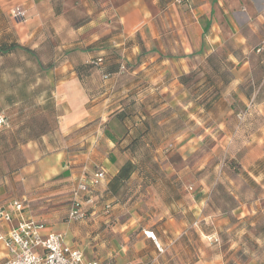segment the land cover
I'll return each mask as SVG.
<instances>
[{"label": "crops", "instance_id": "0c3cea01", "mask_svg": "<svg viewBox=\"0 0 264 264\" xmlns=\"http://www.w3.org/2000/svg\"><path fill=\"white\" fill-rule=\"evenodd\" d=\"M176 2L0 0V47L32 51L0 55L2 75L6 58L24 53L34 59L57 111L56 130L30 140L31 159L0 178V203L24 200L25 217L45 224L42 235L65 234L66 244L86 261L215 264L214 243L209 255L199 257L202 201L197 187L177 177L174 156L184 160L205 137L228 149L236 136L229 123L251 100L252 112L264 116V0ZM16 7L25 11L24 21L11 19ZM78 18L83 21L75 26ZM13 70L20 74V65ZM186 92L216 98L183 102ZM123 110L133 115L130 121L117 118ZM181 116L200 132L176 131ZM132 123L136 128L127 133ZM134 138L143 147L125 150ZM254 140L249 145L260 149ZM129 160L134 172L114 195L109 182ZM96 168L105 170L106 181L83 197L84 219L68 220L69 206L63 211L55 201L67 182L70 192L74 179ZM13 185L19 198L5 194ZM5 255L0 243V260Z\"/></svg>", "mask_w": 264, "mask_h": 264}, {"label": "rangeland", "instance_id": "374dc122", "mask_svg": "<svg viewBox=\"0 0 264 264\" xmlns=\"http://www.w3.org/2000/svg\"><path fill=\"white\" fill-rule=\"evenodd\" d=\"M177 1L179 5L180 0ZM77 15L82 16V13ZM19 65L21 72L15 74L13 69ZM3 66L0 115L5 118V126L0 127V178L8 177L12 169L27 163L30 140H37L57 127V111L50 100L51 86L38 70L37 62L24 53L21 56L16 53L6 58ZM197 94L201 96L195 100ZM197 94L186 92L182 101L205 103L215 99V93ZM236 111V120L229 123V130L236 136L229 148L225 145L213 147L211 140L203 138L196 150L184 155V160L178 154L174 156L179 159L176 175L197 187L198 200L202 201L197 220L201 231L197 238L199 257L204 258L207 252L209 255V247L214 243L215 264L221 261L225 264H264V130L259 132L264 129V116L252 112L250 101ZM176 121L173 126L176 131L200 132L199 126L197 128L184 116ZM213 129L218 130L216 125ZM251 139H256L254 143L259 139L261 148L253 149L249 145ZM69 185V182L64 185L62 196L55 201L54 207L63 211L69 206ZM4 189L5 194L19 198L14 185ZM236 205L242 207L233 211ZM225 224L231 231L223 228ZM218 228H221L220 233Z\"/></svg>", "mask_w": 264, "mask_h": 264}, {"label": "built area", "instance_id": "2783aa9c", "mask_svg": "<svg viewBox=\"0 0 264 264\" xmlns=\"http://www.w3.org/2000/svg\"><path fill=\"white\" fill-rule=\"evenodd\" d=\"M25 16V11L19 7L10 11V17L14 21H24ZM120 70L123 71L124 66ZM245 115L243 113L242 116ZM2 126H5V118L0 115V127ZM105 181V170L96 168L82 172L71 182L68 220L76 222L84 219L83 197L91 194ZM27 210L24 200L0 203V243L6 251L0 264H100L95 260L86 261L79 249L67 245L65 234L42 235L45 224L25 217ZM145 234L159 249L155 235L152 232Z\"/></svg>", "mask_w": 264, "mask_h": 264}, {"label": "trees", "instance_id": "16d2710c", "mask_svg": "<svg viewBox=\"0 0 264 264\" xmlns=\"http://www.w3.org/2000/svg\"><path fill=\"white\" fill-rule=\"evenodd\" d=\"M58 12V11H57ZM83 20H81L80 18H78L77 21H75V26L77 25L76 23H79V22H82ZM15 49H19V50H22L24 52H26L27 54H30L32 53V51H30L29 49H26V48H23V47H20L18 45H11L10 47H0V55H7V54H10L13 50ZM100 60L94 62V63H99ZM93 63V64H94ZM39 67H41V65L38 63ZM120 65V68L124 66V69H126V65L124 63H119ZM90 65H85V66H80V67H77V70H83L87 67H89ZM42 68V67H41ZM199 93V92H197ZM196 93V94H197ZM205 93V92H203ZM203 95V94H202ZM201 95H196L195 96V100H198L200 98ZM215 98H216V95H215ZM215 100V99H214ZM213 100V101H214ZM252 104H254V101L251 100L250 101ZM206 103V102H205ZM205 103H201V104H205ZM133 115L131 113H126V111H122L121 113H119L117 115V118H119L120 121H125L126 118L129 117V121L131 120V117ZM238 115L236 114V117ZM128 127V125H127ZM136 128V124L135 123H132L131 125H129V129L127 128V133L130 131V130H133ZM136 131V130H135ZM143 147V144L141 142V139L139 138H134V139H131L129 141V143L125 146V150L126 149H130L131 151H136V150H139L140 148ZM134 172V167H133V164L131 163V161H126L123 166L119 169L118 173L111 179V181L109 182V185H108V189L109 191H111L112 194L114 195H117L119 190L121 189L122 185L127 181L129 180L130 176L133 174ZM237 207V205L235 206V208ZM107 209V208H106ZM234 209V208H233Z\"/></svg>", "mask_w": 264, "mask_h": 264}]
</instances>
